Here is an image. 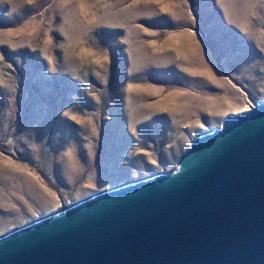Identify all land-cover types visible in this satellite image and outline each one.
Masks as SVG:
<instances>
[{
	"label": "rangeland",
	"instance_id": "374dc122",
	"mask_svg": "<svg viewBox=\"0 0 264 264\" xmlns=\"http://www.w3.org/2000/svg\"><path fill=\"white\" fill-rule=\"evenodd\" d=\"M257 103L264 0H0V238L176 171Z\"/></svg>",
	"mask_w": 264,
	"mask_h": 264
},
{
	"label": "water",
	"instance_id": "95a60500",
	"mask_svg": "<svg viewBox=\"0 0 264 264\" xmlns=\"http://www.w3.org/2000/svg\"><path fill=\"white\" fill-rule=\"evenodd\" d=\"M44 220L0 238V264H264V103L201 133L176 171Z\"/></svg>",
	"mask_w": 264,
	"mask_h": 264
},
{
	"label": "bare ground",
	"instance_id": "6f19581e",
	"mask_svg": "<svg viewBox=\"0 0 264 264\" xmlns=\"http://www.w3.org/2000/svg\"><path fill=\"white\" fill-rule=\"evenodd\" d=\"M258 104V103H257ZM257 104L256 105H251L248 109H247V111H250L251 109H254V108H256L257 107ZM222 125H223V123L220 125V127H218V128H222ZM72 207V206H71ZM69 209H70V207H68V208H66V209H64L63 211H61V212H59V211H57V212H55V213H53V214H49L48 216H43V217H41V218H38L37 220H35V222L33 223V224H30L29 226H27V227H30V226H32V225H37V224H39L40 222H43V221H45L44 219H47V218H54V217H57V216H59L60 214H62V213H64V212H67V211H69Z\"/></svg>",
	"mask_w": 264,
	"mask_h": 264
}]
</instances>
